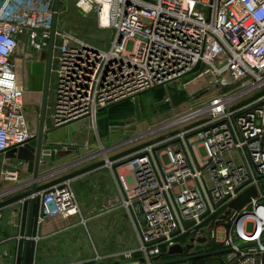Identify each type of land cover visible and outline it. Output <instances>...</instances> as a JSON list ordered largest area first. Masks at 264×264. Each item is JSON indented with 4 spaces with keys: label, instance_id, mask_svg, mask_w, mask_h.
<instances>
[{
    "label": "built area",
    "instance_id": "built-area-1",
    "mask_svg": "<svg viewBox=\"0 0 264 264\" xmlns=\"http://www.w3.org/2000/svg\"><path fill=\"white\" fill-rule=\"evenodd\" d=\"M67 1L58 12L46 128L92 120L181 78H203L191 94L201 103L168 122L178 132L107 160L117 206L139 240L118 254L152 264L182 237H206L231 249V264H264V0H77L80 11L96 15V29L110 30L108 40L69 28L60 18ZM54 7L55 0H0V154L37 137L28 111L37 92L18 56L47 64ZM3 175L18 176L6 168ZM251 187L257 196L230 208ZM40 194L41 225L81 213L71 179Z\"/></svg>",
    "mask_w": 264,
    "mask_h": 264
},
{
    "label": "crops",
    "instance_id": "crops-1",
    "mask_svg": "<svg viewBox=\"0 0 264 264\" xmlns=\"http://www.w3.org/2000/svg\"><path fill=\"white\" fill-rule=\"evenodd\" d=\"M32 70L37 72V81L33 87L30 85V88L36 91L39 87L41 65L37 63L32 64L29 68L30 76ZM190 78L188 77V79ZM52 85L53 77L51 73L50 90ZM50 95L49 91L48 105L51 103ZM127 102L134 104L131 99L124 100L101 109L98 115L105 110L116 108ZM136 122L139 121L136 120ZM96 123L98 132L104 134L108 123L105 115L100 116ZM80 124L82 122L57 127L46 136V143L59 145L61 152L57 154L55 160L49 161L46 165L41 166L40 169L42 178L37 182L34 223L30 237L29 264H95L99 262L108 263V259H114L113 262L115 263L118 261L114 258L117 253L132 250L138 246L139 240L131 220L126 215L125 210L117 206L119 194L116 179L106 163L107 160H120L140 148L129 150L127 147H124L125 145L123 146L124 141L129 143V140L133 137L132 134H128L126 138H118L114 140V143L108 145L102 141L99 142V144L101 143L100 147L102 146L105 152H102V150H98L99 153H94V150L86 151L83 144H75L74 142L77 136L76 131L81 127ZM50 126L51 121L46 116V127ZM116 128L120 130L121 127ZM125 129L136 130L137 125H130ZM134 133L136 132L134 131ZM5 168L17 171L18 176L16 178L5 177L3 175ZM67 179L72 180L74 192L77 199H80H78V202H81H79L81 207L80 215L70 219L57 217L46 221L42 225L39 224L38 216L43 208V198L40 193ZM33 181V173L29 171L28 162L0 154V264H23L24 262L26 241L28 239L29 211L31 199L34 195L32 193ZM121 218L127 226V231L125 234H122V230L117 226L116 235L119 237L117 244L124 247L117 250H108L106 246L98 244L97 241H99L101 233L98 232V228L95 225L88 226L91 224V221L103 220V223H107L109 227L111 223H118ZM79 219L86 220V223H81L86 225V230L93 237L95 255L68 256V260H65L67 257H59L57 255L59 247L63 242H68L65 238H70L71 232L80 231L79 227L81 225L79 226V222H76ZM107 230L105 233H107ZM181 242L188 244L189 240L186 237L181 239ZM209 246V243H197L195 251L207 250ZM215 246L212 243L211 249L213 247V249H224L221 246ZM48 253L49 255H47ZM228 253L221 256L224 258L225 264L232 263L230 261L231 256ZM141 258L136 254L133 258L125 260L128 264H140ZM46 259L48 260L46 261ZM217 263L213 262L209 264Z\"/></svg>",
    "mask_w": 264,
    "mask_h": 264
},
{
    "label": "rangeland",
    "instance_id": "rangeland-1",
    "mask_svg": "<svg viewBox=\"0 0 264 264\" xmlns=\"http://www.w3.org/2000/svg\"><path fill=\"white\" fill-rule=\"evenodd\" d=\"M76 2L77 0H68L65 3L64 7L67 8V10L61 13V20L67 23L69 28L76 32L89 33L92 31L89 33V35L94 33L95 38L104 37L107 40L110 39V30L100 32L98 29H96V15L94 12L83 13L76 7ZM24 39L27 40V36H25ZM26 50H28V48H26ZM18 58L21 60V64L24 63V65H27L28 69L32 64L35 63L41 65V71L39 72V87L36 90L37 94L36 96H30V101L32 104L28 106L32 122L34 126H36L39 125L38 122L40 119L46 65L45 63L42 64L39 62L38 58L32 57L26 59L23 57V55L18 56ZM36 74L37 72L35 70L31 71L30 85L32 87L37 81ZM187 82L188 86L186 87L185 84H187ZM201 87H204L203 78H197V80H193L192 76L190 79L181 78L173 83L168 84L167 86H160L149 90L148 92H144L140 95V104L142 108L141 121L136 122L135 106L132 102H127L117 106L116 108L105 110L103 113L98 115L97 119L82 122V124H80L81 127H79L78 131H76L77 136L75 137L76 140L74 142L75 144H83L86 151L94 150V153H99L98 150L105 152V149L102 146L100 147L101 143L99 144V142L102 141L104 144L108 145L114 143V140L118 138H126L128 134H132L133 137L129 140V143L127 141L122 143L123 146L125 145L124 147H127L129 150L142 148L147 144L155 143L165 139L181 129H170L171 127H168V122L180 116L181 114L186 113L197 104L201 103L202 99L191 96L193 92ZM192 89L193 91H191ZM168 99H170V105L161 107L155 106V103ZM104 115L108 123L106 125V132L103 134L98 132L96 122L99 120L100 116ZM134 124L137 125L136 130L125 129L126 127ZM116 127L121 128L118 130ZM134 131L136 133L133 134ZM76 222H79V226L81 225L79 227L80 231L71 232L70 238H65L68 242H63L60 245L59 251L57 253L59 257H67L65 260H68V256L75 257L88 254L95 255V245H93L92 235L90 236L89 232L85 228L86 225H83L84 222L81 219ZM103 222V220H97L95 222L91 221V224L88 225H95L98 228V232L101 233V237L99 236V241H97V243L102 246H106L108 250H117L123 248V245L119 246L117 244L119 237L116 235V229L117 226H119L120 230H122V234L126 233L127 226L124 220L121 218L118 223H111L109 227L107 223L104 224ZM106 230L107 233H105ZM219 235L222 236V233ZM183 238L186 237H182V239ZM47 255H49V253ZM52 255L54 254L52 253ZM114 258L122 262H127L126 260L128 259L118 253L114 256ZM47 260L48 259H46V261ZM65 260L63 261L66 262ZM113 261L114 259H108V263H112Z\"/></svg>",
    "mask_w": 264,
    "mask_h": 264
},
{
    "label": "water",
    "instance_id": "water-1",
    "mask_svg": "<svg viewBox=\"0 0 264 264\" xmlns=\"http://www.w3.org/2000/svg\"><path fill=\"white\" fill-rule=\"evenodd\" d=\"M60 7V0H55V13L53 18V25L51 29V38L50 45L47 54V64H46V72H45V80H44V88L42 95V105H41V117L38 126V134L37 137L30 140L24 146L13 148L5 153L7 157L17 158L21 161L28 162V168L31 173H33V189L32 193L37 194V182L41 179L40 169L41 166L46 165L49 161L55 160L57 154H60L61 147L59 145H55L54 143H46V136L48 133L52 132L56 128L46 129V113L49 99V91H50V82H51V73H52V60H53V52H54V44L56 37V28L58 23V12ZM201 64L198 65L190 72L194 73L200 69ZM143 94V93H141ZM136 95L132 100L135 106V117L137 121L142 120V108L140 104V95ZM170 99L161 100L155 103L156 107H161L165 105H170ZM264 186V185H263ZM258 191L255 187H251L241 193L236 199H234L230 203V208L233 209H241L245 206L253 197L257 196ZM35 204H36V196L33 195L31 199V206L29 211V219H28V232H27V241H26V249L24 255L23 264H29V256H30V237L32 235V227L34 223V214H35ZM187 224V226H189ZM196 242L204 244L207 242L206 237H201L192 239L190 243H176L169 247V249L164 252L161 256L155 257L152 264H209L213 262H218L217 264H224L225 260L221 257L223 254L228 253L231 249H209V250H200L195 251ZM95 264H128L126 262H99ZM140 264H147L144 258L140 259Z\"/></svg>",
    "mask_w": 264,
    "mask_h": 264
},
{
    "label": "bare ground",
    "instance_id": "bare-ground-1",
    "mask_svg": "<svg viewBox=\"0 0 264 264\" xmlns=\"http://www.w3.org/2000/svg\"><path fill=\"white\" fill-rule=\"evenodd\" d=\"M29 77V76H28ZM32 94H34V93H32ZM32 94H31V96H32ZM40 97V96H39ZM29 111V110H28ZM94 119H96V118H92V120H94ZM91 121V120H90Z\"/></svg>",
    "mask_w": 264,
    "mask_h": 264
}]
</instances>
